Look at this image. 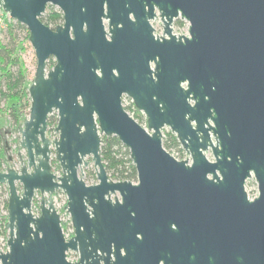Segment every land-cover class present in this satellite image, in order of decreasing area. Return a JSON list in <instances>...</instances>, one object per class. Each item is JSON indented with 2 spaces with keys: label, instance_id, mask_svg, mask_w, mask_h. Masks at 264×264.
<instances>
[{
  "label": "water",
  "instance_id": "1",
  "mask_svg": "<svg viewBox=\"0 0 264 264\" xmlns=\"http://www.w3.org/2000/svg\"><path fill=\"white\" fill-rule=\"evenodd\" d=\"M89 1L0 0V8L28 28L38 63L28 86L30 114L18 129L26 164L0 172V186L9 192L10 233L0 264H134L120 250L142 243L140 234L143 242L162 245L198 242L212 256L220 243L224 264H264V0H157L163 17L181 14L190 23V36L177 39L167 29L170 39L157 49V81L146 66L137 87L129 74L116 77L107 67L103 33H85L77 24L76 7ZM48 2L66 13L57 33L39 20ZM51 55L58 64L47 73ZM123 94L146 114L148 131L124 111ZM54 111L59 137L51 141ZM164 128L191 162L164 149ZM103 137H117L129 150L138 185L109 178ZM53 151L62 177L53 172ZM87 158L96 185L80 176ZM253 177L259 195L251 201L245 184ZM59 191L75 228L69 241L54 205ZM37 194L39 216L33 214ZM68 251L79 252L80 261L68 262Z\"/></svg>",
  "mask_w": 264,
  "mask_h": 264
},
{
  "label": "flooded vegetation",
  "instance_id": "2",
  "mask_svg": "<svg viewBox=\"0 0 264 264\" xmlns=\"http://www.w3.org/2000/svg\"><path fill=\"white\" fill-rule=\"evenodd\" d=\"M74 18L77 19V24H82L83 32L87 33L91 31L94 35H99L100 31L103 33L106 42L105 52L107 67L112 70L116 77L119 75V72L125 74L126 77L127 74H129L128 77L131 81L136 83V87L139 82L145 80L144 73L146 66L152 72L150 76L152 81H157L155 76L156 62L159 59L157 49L160 42L170 39L167 29L171 30L172 36L177 39L190 36V23L182 18L181 14H179L178 17L172 18L171 21L166 16L163 17L157 0H90L86 4L83 3L80 4L79 7H76ZM39 20L52 33H57L58 29L65 28L66 13L59 5L48 2ZM13 21L18 23L15 20ZM166 24L169 25L166 26ZM24 27L26 28L27 40L29 41L30 32L26 26ZM69 34L71 39L75 40L73 26L70 27ZM57 64V57L51 55L46 62V72L48 73L53 70ZM37 66L38 63L36 58V71ZM97 74L101 76L100 70H97ZM141 90H143V87ZM121 100L124 111L129 116H132L131 118L143 128L144 126L148 128V118L143 111L136 108L134 100L127 94H123ZM127 103H130V105ZM51 119L59 121V115L56 111L49 115L48 121ZM162 133L164 139L166 134L172 132L170 129L164 128ZM210 150L211 149H209V151ZM10 161L11 159H9V162ZM55 161L56 159L52 158V167ZM84 169L86 168H83V171ZM95 175L96 180H94V185L98 183L96 170ZM209 179L212 180L211 177ZM249 180H247V182ZM131 183L138 185V178ZM19 191L22 192L21 187H19ZM56 194L54 196V205L61 218V227L64 237L66 241H69L75 237V228L71 216L66 210L68 202L60 212V210L57 209ZM38 196H40V200H38ZM41 198L42 196L37 194L33 201V205L39 204V215L41 213ZM248 198L251 201L254 200L250 199L249 195ZM111 199L114 201L115 196H112ZM62 215L69 218L68 221H70V225L64 222ZM144 230L152 234L156 232V228L151 226L145 227ZM173 230L176 231L178 228L174 225ZM67 234H69L68 239L66 238ZM138 239L142 241V243L135 246L122 247L120 250L123 257L127 256V252L131 254L134 264H224L220 243L216 244V253L212 256L209 253L210 249L208 250L206 245L198 242H189L182 245L174 241L169 245H162L158 244L155 240L152 242H143L144 237L141 234L138 235ZM112 251L111 258L112 261H114V247ZM67 260L70 263H78L80 261L79 252L68 251Z\"/></svg>",
  "mask_w": 264,
  "mask_h": 264
},
{
  "label": "trees",
  "instance_id": "3",
  "mask_svg": "<svg viewBox=\"0 0 264 264\" xmlns=\"http://www.w3.org/2000/svg\"><path fill=\"white\" fill-rule=\"evenodd\" d=\"M23 32H26V28L15 23L8 28V43L3 45L0 41V103L7 105L10 121L17 131L27 119L31 107L27 71L17 56L20 34ZM57 125L58 120L51 119L48 121V127L52 133ZM163 147L170 154H176L179 160L183 159L185 155L179 141L172 133L165 135ZM7 151L4 135L0 130V172H6V164L9 162ZM101 157L111 180L116 182H134L137 180V171L130 158V152L117 137H103ZM55 165L56 169L60 171L61 168L56 161ZM89 177L96 180V175L93 172ZM5 206L8 209L7 200ZM7 220V217L0 219V237L7 233L5 228Z\"/></svg>",
  "mask_w": 264,
  "mask_h": 264
},
{
  "label": "rangeland",
  "instance_id": "4",
  "mask_svg": "<svg viewBox=\"0 0 264 264\" xmlns=\"http://www.w3.org/2000/svg\"><path fill=\"white\" fill-rule=\"evenodd\" d=\"M15 24V22L10 18L8 14H5L4 11L0 8V41L4 45L8 43L9 36H8V28ZM20 46L17 50V56L20 58L21 62L24 64L25 69L27 71V78L28 83L30 84L36 73V56L34 49L32 48L30 42L27 40V33L23 32L20 34ZM1 73V71H0ZM29 117V113L27 118ZM23 125V124H22ZM21 125V126H22ZM0 130L2 134L4 135L5 144L8 149V157L11 159L10 162L6 164V171L8 169H15L20 170L23 166V164H26V153L24 150L20 147L21 142V136L19 132L13 128L12 123L10 121L9 117V110L6 104L0 103ZM47 137L54 141L58 139V134L55 133V131L52 133L50 129L48 130ZM20 153V155H19ZM21 156V158H20ZM177 157V155L175 154ZM206 156L209 161H214V156L212 154V151H209L206 153ZM56 155L53 151V159H55ZM185 160H189V157L186 155L183 157ZM22 160V161H21ZM184 160V161H185ZM87 162H89V167L84 169L83 173H80V176L83 178V180L86 182L87 185L92 186L94 185V180L90 179L89 175L93 172L95 173L94 165L92 163L91 158H87ZM53 172L58 177H62V171H58L56 169L55 163H53ZM246 191L250 197V199H255L259 195L258 191V185L256 180L253 178L249 180L246 184ZM38 196V200H40ZM9 199V193L6 186H0V214L1 219L3 217H7L8 219V210L5 206L6 200ZM56 202H57V209L62 211V209L66 206V203L68 202L67 196L60 191L58 194H56ZM39 203V202H38ZM33 214L39 215V204L33 205ZM63 220L65 223L68 224L69 218L66 216H63ZM8 221V220H7ZM9 233L7 232L5 235L1 236L0 238V247L1 249L6 253L8 251L7 243L9 240Z\"/></svg>",
  "mask_w": 264,
  "mask_h": 264
},
{
  "label": "built area",
  "instance_id": "5",
  "mask_svg": "<svg viewBox=\"0 0 264 264\" xmlns=\"http://www.w3.org/2000/svg\"><path fill=\"white\" fill-rule=\"evenodd\" d=\"M128 105H130V103H127ZM130 117H132V116H130ZM144 128L148 131V128L146 127V126H144ZM211 151V150H210ZM186 153V152H185ZM206 154V153H205ZM186 155L189 157V161L191 162V157L186 153ZM177 160H179L175 155H173ZM185 156V155H184ZM185 159L183 158V159H181V160H179V161H184ZM8 210V209H7ZM68 223H69V225H70V221H68ZM68 237H69V234H67L66 235V238L68 239ZM1 238V237H0ZM1 246V245H0ZM7 247H8V244H7ZM0 251L1 252H3V253H5L2 249H1V247H0ZM8 251H9V248H8ZM7 251V252H8Z\"/></svg>",
  "mask_w": 264,
  "mask_h": 264
}]
</instances>
